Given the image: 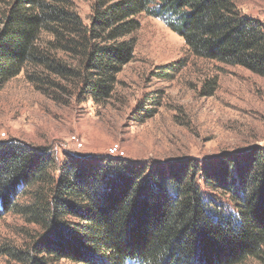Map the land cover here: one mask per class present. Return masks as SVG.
I'll return each instance as SVG.
<instances>
[{
  "label": "trees",
  "instance_id": "trees-1",
  "mask_svg": "<svg viewBox=\"0 0 264 264\" xmlns=\"http://www.w3.org/2000/svg\"><path fill=\"white\" fill-rule=\"evenodd\" d=\"M142 14L161 19L193 55L264 76V23L236 0H94L90 26L71 0H8L0 12V90L22 71L37 87L57 85L29 72L40 67L78 79L97 100L109 97L133 58ZM43 33L53 35L47 48ZM60 52L78 57L81 69ZM185 66L181 58L157 75L170 80ZM31 186L32 203L21 205L20 192ZM9 212L54 232L36 253H13L24 264H239L264 253V149L203 166L75 154L57 168L49 149L1 140L0 216Z\"/></svg>",
  "mask_w": 264,
  "mask_h": 264
},
{
  "label": "rangeland",
  "instance_id": "rangeland-1",
  "mask_svg": "<svg viewBox=\"0 0 264 264\" xmlns=\"http://www.w3.org/2000/svg\"><path fill=\"white\" fill-rule=\"evenodd\" d=\"M7 1L0 0V12ZM71 2L90 26L94 0ZM236 3L244 14L264 23V0ZM139 17L141 27L131 35L136 40L133 58L117 73L109 97L97 100L78 79H62L40 67L29 72L49 75L58 84L37 87L25 71L7 81L0 90V141L45 147L57 168L68 155L111 157L106 153L114 143L125 152L119 158L127 161L191 160L199 166L264 149V76L240 65L193 55L183 38L161 19ZM42 37L47 48L53 35L43 33ZM58 54L68 65L81 69L78 57ZM181 58H186V66L172 79L157 75L164 70L159 66ZM52 174H58L55 167ZM204 190L214 200L232 205L224 192ZM30 192L32 186L21 191L17 201L31 204ZM53 234L52 227L46 230L24 215H1L0 264H24L13 253H36L43 237ZM56 264L80 263L62 259ZM239 264H264V253Z\"/></svg>",
  "mask_w": 264,
  "mask_h": 264
},
{
  "label": "built area",
  "instance_id": "built-area-1",
  "mask_svg": "<svg viewBox=\"0 0 264 264\" xmlns=\"http://www.w3.org/2000/svg\"><path fill=\"white\" fill-rule=\"evenodd\" d=\"M73 138H74L73 140L74 142H76L78 145L79 144L82 145L77 136H73ZM106 154H108L109 156L113 158H119V157H124L125 152L119 143H114L113 145L109 147V150Z\"/></svg>",
  "mask_w": 264,
  "mask_h": 264
}]
</instances>
